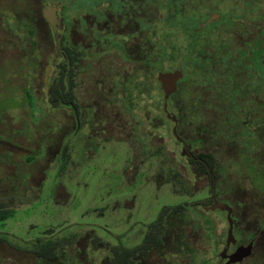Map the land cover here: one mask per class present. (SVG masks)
Listing matches in <instances>:
<instances>
[{"label": "rangeland", "instance_id": "obj_1", "mask_svg": "<svg viewBox=\"0 0 264 264\" xmlns=\"http://www.w3.org/2000/svg\"><path fill=\"white\" fill-rule=\"evenodd\" d=\"M43 3L59 6L55 36L79 49L77 117L70 106L48 100L59 57L40 14ZM71 3L0 0V198L14 209L0 220V232L7 233L0 239V263L102 264L109 244L138 242L163 204L186 200L188 208L167 214L162 245L137 255L139 262L220 264L225 213L202 207L210 203L207 176L186 163L175 135L192 140L195 151L199 138L200 148L214 152V186L233 207V232L242 242L252 232V252L237 264H264V189L239 160L241 137L226 123L218 125L221 110L235 98L216 100L212 82L217 85L218 77L208 70L198 79L190 71L195 54L217 69L242 40L252 44L254 26L264 25V0ZM216 18L224 27H197ZM177 65L186 70L187 92L166 100V111L177 116L171 130L155 74ZM209 98L217 108L205 104ZM258 147H251L252 160L264 174V144ZM45 238L54 242L45 248L56 257L38 253L43 249L36 241Z\"/></svg>", "mask_w": 264, "mask_h": 264}, {"label": "trees", "instance_id": "obj_2", "mask_svg": "<svg viewBox=\"0 0 264 264\" xmlns=\"http://www.w3.org/2000/svg\"><path fill=\"white\" fill-rule=\"evenodd\" d=\"M260 16L264 20V11L260 13ZM213 21H210V23L202 21L200 24L198 22L197 27H200L199 29L203 31L213 24L224 27L220 19L218 20L216 18ZM230 21L232 22L231 19ZM173 26L175 29L179 25L173 24ZM251 27L253 28V26ZM32 28V26H28L27 30L29 34L32 33ZM254 28V36L256 38H254L253 43L249 44L248 41L242 40V45L238 47L237 51L231 54L226 62L221 63L217 69L207 66L206 62L203 61V57L195 54V62L190 71L195 73L198 79L199 77L202 78L204 75H207L209 73L208 70L212 71V76L210 75V77H218L219 83L217 85L216 82H212V86L220 94L219 96L216 93L217 96H214L216 100L225 97L229 99L235 98L234 101L230 102L228 107L221 110V121L218 125L222 127V124L226 123L228 129H232L237 137H241L240 141L243 149L242 151L238 150L239 148L237 149V152H240L239 160L243 164H246L253 172V178L256 179L260 189H264V185L261 186L259 181L260 178L264 181V174L257 167V163L252 160L253 149L251 148L259 144H264V25L258 26L256 24ZM170 29L171 26L163 29L161 36L163 40L166 37L168 38L167 35H171L172 31ZM240 32L242 33V30ZM63 51V56L55 61V66L58 67V70L48 85V100L51 106L65 104L67 103L65 101L70 100L76 107L72 86L74 85L75 73L73 70L74 59L68 46L65 45ZM185 75L186 70H184L183 77L178 81V85L171 95H176L180 98L183 93L187 92V84H183L182 82L185 79ZM155 82L157 81L155 80ZM228 85L231 86L226 89ZM212 86L209 87L210 94L208 95L213 94ZM252 93L257 94V98H262V101L241 100L242 98H253L254 95L252 96ZM208 100L205 103L207 106L212 105V107H218L210 98ZM173 103H175V106H178L176 104L177 102L173 101ZM181 117L187 119L183 114ZM242 120H245V123ZM252 125H254V128H251ZM209 164L213 166L211 161ZM261 164L264 166V162ZM214 169L215 167L212 168L213 177ZM196 171L201 173L206 170L200 164V166L196 167ZM196 203H199V201L197 200ZM186 208H188L186 200L174 204H163L154 218L145 223L138 242L129 245H123L121 243L109 244L107 246L109 254L102 264H148L139 262L137 255L146 256L149 249L161 246L167 214L171 211H181ZM13 210L12 207H6L5 201L0 198V220L5 219ZM6 235V232H0V239L5 238ZM36 243L43 249V252H38L41 256L56 257V254L51 248H45L47 244L54 245V242L50 238H45L43 241L38 240Z\"/></svg>", "mask_w": 264, "mask_h": 264}, {"label": "flooded vegetation", "instance_id": "obj_3", "mask_svg": "<svg viewBox=\"0 0 264 264\" xmlns=\"http://www.w3.org/2000/svg\"><path fill=\"white\" fill-rule=\"evenodd\" d=\"M77 1H79L80 3H82V2H84V1H88V0H69V5L70 4H72L71 2H77ZM150 2V1H149ZM45 4H49V5H55L56 6V10H55V14H56V19H57V21H56V29H55V34H56V31H57V28H58V24H59V17H58V9H59V6H57V4H55V3H43V5L41 6V8H40V14H41V16H42V18H43V20L46 22V24H48V26L50 27V30L52 31V29H51V26L49 25V23L47 22V20L44 18V16H43V14H42V8H43V6L45 5ZM150 31H151V28H150V26L148 27V32H149V37H150ZM52 33H53V31H52ZM53 33V34H54ZM55 34H54V36H55ZM119 34V33H118ZM55 38H57V40H58V43H59V47L58 48H55ZM61 38V40H62V37H60ZM60 38L59 37H57V36H55L54 37V46H53V53L57 56V57H62L63 56V53H64V46H65V44H62V42H61V40H60ZM119 42V41H118ZM119 44L121 45L122 43L121 42H119ZM66 46H68L69 48H70V51H71V53H72V55H73V59H74V65H73V70H75L74 68H75V66L77 65V62H78V58H79V56H80V54H79V49L78 48H76L75 46H73L72 44H68V45H66ZM58 58V59H59ZM54 66H55V64H54ZM178 67H180V65H177ZM46 67H47V65L45 64V66H44V69H46ZM176 67V66H175ZM55 68H56V71L58 70V67L57 66H55ZM174 68V67H173ZM181 69H182V71L184 72V68L182 67V65H181V67H180ZM184 74V73H183ZM183 74H182V76L180 77V78H178L177 79V81H176V85H178V81L183 77ZM156 79V78H155ZM157 81V80H156ZM158 83V82H157ZM72 86H74V85H72ZM158 87H159V84H158ZM177 87V86H176ZM159 90H160V88H159ZM160 92H161V90H160ZM171 94V93H170ZM169 94V95H170ZM169 95L166 97V99H165V106H163V101H164V99L162 98V103H161V107H162V110H164V114H165V116L166 117H168L170 120H172V122H173V124H172V126H174V128H175V125H176V117L177 116H175L174 115V113L173 112H168V111H166V104H167V102H166V100H167V98L169 97ZM161 96H162V92H161ZM244 100H246V101H262V98H244ZM65 102H67V103H65L66 105H68V106H70L71 107V109H72V112H73V114L75 115V117H77V112H78V110H77V107H75L73 104H72V102L70 101V100H67V101H65ZM76 102V101H75ZM172 116L174 117L173 119H172ZM242 122L243 123H245V120H242ZM174 138H175V140H176V142H177V144L179 145V150L181 151V152H183V155H185L186 156V163L187 164H190L191 165V167H192V170H194V173L196 174V175H200V174H205L206 176H207V179H208V183H209V186H210V184H213L214 185V177H213V172H212V168H214L215 167V156H214V152L212 151V150H210L209 148H200L201 146L203 147V146H205V144L199 139V138H197V144H194V145H199V149L198 150H193V148H192V140H189V139H187V138H185V137H180V136H178V137H176L175 135H174ZM260 147V146H259ZM259 147L258 146H256V150H258L259 149ZM154 152V151H153ZM202 153V154H201ZM156 154V153H155ZM212 162L213 163V166H211L210 164H209V162ZM200 164L202 165V166H204L205 167V170L206 171H203V172H201V173H198L197 171H196V167L197 166H200ZM209 190H210V187H209ZM214 191H215V197L218 199V200H220L221 201V199L223 198V197H219V193L215 190V186H214ZM209 201H210V203H211V191H210V197H209ZM209 203V204H210ZM227 203V202H226ZM208 204V205H209ZM228 204V203H227ZM229 205V204H228ZM202 206H206V205H202ZM230 206V205H229ZM231 207V209H230V216H231V219H232V216H233V219H232V234H233V237H234V240L233 241H230L229 243H228V245L226 246V249H225V253H229V252H231L234 248H235V246L236 245H238V244H245V243H247V242H249V241H251V247H250V252L246 255V256H244V257H242L240 260H236V261H230V262H226V260H227V257H221V256H219V254H218V258H219V260H220V264H237L239 261H241L242 259H244V258H247L250 254H251V250H252V245H253V241H252V232H249V233H247L246 234V237L248 236V238H247V240L246 241H244V242H242V239H237V236L235 235V233L233 232L234 230L233 229H235V232H236V226H235V216L233 215V213H232V211H233V207L232 206H230ZM204 208V207H203ZM215 209V208H214ZM223 210V209H222ZM224 211V213H225V210H223ZM262 222H263V219H261V221H259V224H258V229H261V227H262ZM227 227V226H226ZM226 231V230H225ZM224 240H225V238H224ZM236 241V242H235ZM223 246H224V244H223ZM222 246V247H223ZM221 247V248H222ZM221 248H220V250H221ZM219 250V251H220ZM218 251V252H219Z\"/></svg>", "mask_w": 264, "mask_h": 264}, {"label": "water", "instance_id": "obj_4", "mask_svg": "<svg viewBox=\"0 0 264 264\" xmlns=\"http://www.w3.org/2000/svg\"><path fill=\"white\" fill-rule=\"evenodd\" d=\"M56 6L45 4L42 8V14L44 18L47 20L53 33L56 29V14H55ZM55 34V33H54ZM59 47V43L57 38H55V48ZM183 74V71L180 67L176 66L172 69L168 70H157L155 74V78L159 84V88L162 92L163 106H165V99L166 97L172 93L176 89V81L180 78ZM174 117L172 116V119ZM171 130H174V126H172ZM210 191H211V203L209 205L203 206L205 209H214L219 208L225 210V219H226V231H225V240L224 246L218 252L219 256L227 257L226 262L240 260L242 257L246 256L250 252L251 241L245 244H238L235 248L229 252L225 253L226 246L230 241L234 240L232 234V219L230 216V209L231 207L224 201H220L215 197L214 185L210 184Z\"/></svg>", "mask_w": 264, "mask_h": 264}]
</instances>
